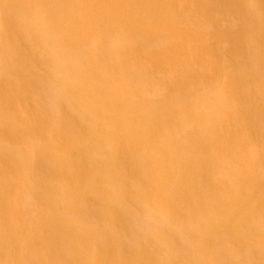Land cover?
<instances>
[{
	"label": "bare ground",
	"instance_id": "6f19581e",
	"mask_svg": "<svg viewBox=\"0 0 264 264\" xmlns=\"http://www.w3.org/2000/svg\"><path fill=\"white\" fill-rule=\"evenodd\" d=\"M247 6L0 0V264H259L264 149L262 172L234 153L235 100L264 86L226 57L264 63Z\"/></svg>",
	"mask_w": 264,
	"mask_h": 264
},
{
	"label": "rangeland",
	"instance_id": "374dc122",
	"mask_svg": "<svg viewBox=\"0 0 264 264\" xmlns=\"http://www.w3.org/2000/svg\"><path fill=\"white\" fill-rule=\"evenodd\" d=\"M257 1L259 2V6L260 7H258L257 9H253V8H250V9L248 8V9L251 10L250 12H254L255 13V16H253V17H256L257 19H261V16L264 13L263 12L264 11V0H257ZM245 2L248 4L247 7H250L251 4H253V5H254V3L256 4V0H245ZM215 8L217 9L215 11L218 12L219 8H218L217 4H216ZM255 10H258V11H255ZM234 20H235V17H234ZM217 25H218V23H217ZM261 26H262L261 27V31H263V35H264V25H261ZM213 28H215V27H213ZM223 34L226 35L225 36L226 38L229 37L228 36V32L224 31ZM190 41H191V43L189 45L192 48L194 46H196L193 39L190 40ZM213 46H214V48H216V46H217V42H215V40L213 41ZM259 47L260 46H256V44H255V47L253 45V49L255 48V52H254L255 55H258V53L261 52V49ZM255 55H247L245 53H239L238 54V53L231 52V54L229 56H226L227 57V61H228L227 69H230L229 63L233 64V65L237 64L239 68H241L242 70L245 71V73H243L244 74V78L243 79L245 81L242 83L240 88H242V89H250L249 88V84L250 83L248 81L253 79L254 83L256 85H258V87L262 91V89H263L262 86H264V63L263 62L260 63V59L257 60V57ZM235 60H236V62H235ZM251 66H252L253 69H255V72H256L255 75L254 74L252 75V74L248 73V72H251L249 70V69H251ZM193 79H194V81H196L198 83V85H200V89L199 90H201V91L203 90L205 92H206V90H208L207 87H209V83L206 81L207 78L203 77V78L198 79V77L195 78V76H194ZM251 90H249L247 92V95L245 97H243L242 101L235 100V102L237 103L236 105H239V109L240 110H244V112H245V108H246L249 111L251 116H250L249 119H246V120L243 119V118H240V121L243 123V126L245 128V131H246L245 133H247V138H246L245 135L242 137V139H244V143H242V145L239 143V145H237V147L234 149V153L237 156L239 155V157L242 160H246L249 164L250 163H254V165H256V167L259 168L260 172H262L261 171V161L263 159L262 158L263 155L261 154L260 151H263V149H264V144H263L264 141H261L263 139V137H264V113L260 112L258 107H262V105H264V102L257 95L258 93L254 89H251ZM193 91H194V89L191 87L190 92L193 93ZM227 99H229V98H227ZM213 114H214L213 117L215 118L214 122L223 123L224 114L222 116H218L217 113H213ZM218 117H220V118H218ZM233 121H234V119L232 117L227 119V122L232 127H233V123H232ZM241 122H239V123L237 122L238 123V128H241V126H242ZM54 125H55V128L57 130V128H59L58 127L59 124L55 123ZM177 127H179V125H177ZM182 127H183L182 129L185 130V132H187L186 136H185V140H187L188 138H189V141L191 139H193L192 138L193 137L192 136V131H191L189 125H186V123L183 122L182 123ZM170 134H171V132H170ZM237 136H238V134H237ZM54 143H56V142L54 141ZM246 148H247V150L250 151V153L246 151ZM76 214L78 215V212H76ZM43 222H45V221L43 220ZM89 222H90V220L88 219L87 223H89ZM151 225L152 226L154 225V227H152V229H155V230L157 229L158 230L160 228L159 225H157V224L156 225L155 224H151ZM262 234L264 236V232ZM262 248H263V249H261V254L262 255H260V259H258L259 260L258 261L259 264H264V247H262ZM175 260L177 262L180 261V259H178V258H175Z\"/></svg>",
	"mask_w": 264,
	"mask_h": 264
}]
</instances>
